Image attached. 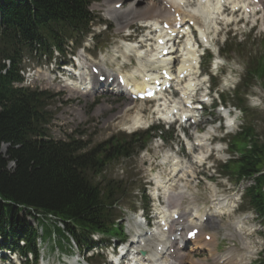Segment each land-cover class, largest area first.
Instances as JSON below:
<instances>
[{
    "label": "trees",
    "instance_id": "obj_1",
    "mask_svg": "<svg viewBox=\"0 0 264 264\" xmlns=\"http://www.w3.org/2000/svg\"><path fill=\"white\" fill-rule=\"evenodd\" d=\"M92 1L0 0V247L9 246L23 256L32 254L35 260L39 228L42 239L72 238L80 249L96 244L92 233L125 235L116 221L121 218L117 211L120 183L110 180L101 185L96 178L109 164L144 149L151 137V131L114 136L91 147L89 141L46 139L51 95L14 86L22 79V58L36 44L44 50L52 45L62 50L65 39L87 31L95 20L89 9ZM257 76L264 78V62L253 65L248 73L249 79ZM244 87L246 92L248 85ZM241 93L240 89L235 93L237 105L248 117L250 110ZM237 139L244 143L242 149L235 144ZM4 144L8 145L5 153L1 151ZM233 147L239 158L224 167L238 181L252 180L243 200L264 220V138L248 124Z\"/></svg>",
    "mask_w": 264,
    "mask_h": 264
},
{
    "label": "rangeland",
    "instance_id": "obj_2",
    "mask_svg": "<svg viewBox=\"0 0 264 264\" xmlns=\"http://www.w3.org/2000/svg\"><path fill=\"white\" fill-rule=\"evenodd\" d=\"M131 2L139 6L144 4V0H124L121 3H124L125 6H128ZM102 3L103 0H96L92 3L91 10L93 11V14L98 17V20H96V22L89 28V32L96 29H101L102 34L100 36L96 35L95 38L93 37L94 39L91 37L93 36V34H80L77 36L79 44H77L76 46L83 48L85 47V44L89 45L91 47L89 50L91 58L96 64L102 65L103 63H105L102 61V58L106 56L107 64L109 66L108 68H113L115 64L112 63L114 59L112 57V54L114 53L113 50L117 45L116 36L119 35L121 37L122 35H124V33H116V28L117 32H120L118 31L120 23V21L118 22V20H120V18L114 17L111 20L106 19L104 16V11L101 10V6H97L98 4ZM237 17L238 16L233 19L235 20ZM225 22H222L217 26V30L221 31L218 36L214 31L212 34L215 45L211 48L212 51L216 54L217 48H222L224 50L223 58L225 67L223 68L222 73L216 74L215 77V81L218 84L216 87L217 89H225V84L223 82L225 79V73L230 72L231 70H236V72L238 73L237 82H239L238 86H241L247 75L248 66L251 65V62L254 63L256 61L255 58L259 56L261 50L263 51L264 49V26L261 24V22H258L257 27H255L251 33H248V31L251 28L250 26L253 25L254 21L252 19L249 24H240L237 27L235 25L227 24L229 22ZM142 24L143 23L141 22L135 21L131 26V30H134L135 33L138 34L143 33L144 30H142ZM235 33H238L237 36H235ZM86 36L88 40L84 41ZM225 39H227L226 43ZM241 40V46H236ZM122 45L121 47L124 48ZM70 47H67V49H69ZM118 50H120V47L118 48ZM55 56H57V54H55L54 57ZM37 60L38 58L31 59V63L36 64ZM41 61L45 62V58H43ZM202 68L206 72L202 76V80L206 81L208 78V74H211V70H209L205 59L202 61ZM127 70H130V67L127 68ZM207 86V82H205L204 87L207 88ZM253 96L264 99V89L262 88L261 79L256 78L254 80V86L248 93L247 100L249 108H252V104L249 102V99ZM197 98L202 99L203 97L199 95ZM66 99L67 98L65 96H61L60 99L52 101L49 105L50 110L55 115V118L52 122V132L55 133L57 137H62L64 134L68 133V128L74 127V123L72 121V113H74L75 110L84 107L77 106L73 103L67 104L68 102L66 101ZM226 99L228 100L229 105L235 106L236 100L233 98V96L229 95V97H226ZM120 101L122 100H115L114 102ZM106 102L109 103L111 101L107 100ZM82 104L92 105V101H87ZM120 104V107H124L126 106V104L127 106L131 105L133 109L126 116L120 118H118L116 115L113 116L112 113H103L100 115L97 114L95 110L93 112L89 111V114L91 116L89 115L90 120L87 122V124L90 123V125L88 128L82 129H85L87 138L91 140V146L104 142L114 135L131 134L129 132L122 131V128L125 127V125H130L132 123V118H134L137 111L142 112V114L146 117V124L151 123V121L153 120L152 116L155 117V115L152 114L154 105L151 103L125 102L123 104ZM91 105L86 106L88 107ZM114 105L116 104L114 103ZM89 109L92 108L89 107ZM237 112H239L241 115V118L239 120V128L235 131H230L229 134H227L229 129L224 128L223 125L220 126V123L218 122H215L214 124L212 123V121H214L217 117H220L219 108H208L204 111L203 119L205 120V122L198 126L197 129L203 132L210 129L211 127H214V134L218 135L219 137H224L223 143L221 144L222 148H224V153H219V155L217 152L215 153V155H212V161H214V163L217 165L216 173L203 166L197 167L196 165L195 167L197 168L195 169L197 171V177L194 181L190 182L189 185L191 192H193L195 196V201L197 202L198 208L205 211H208L209 208L213 209L214 207L212 206H214V204L212 203V199H218V201L219 199L223 200V205L225 207H228L227 214L217 216L218 224L216 226H206V231L214 233L218 238V251L226 252L227 247L231 246L236 249L239 254L250 252L249 256L252 255V257L250 259H247L246 257L243 260L242 264H249L250 262L256 264V261L258 260L257 253L260 250L264 249V222L256 219V215L254 214V212L249 210L248 207L243 204L242 207L239 206V212L234 211L237 205H241L242 192L244 190V187L250 184V180H243L240 182V184L236 185L234 175H226L229 171L222 169L221 165L222 162L224 163L230 158H237V154L235 153L236 150L230 151L228 146L230 145V142L236 135V133L242 130L243 126L252 124L257 135L260 138H264V106L260 109L252 108V115L248 117V121H246V118H244V114H242L239 110H237ZM84 120H88L86 116L84 117ZM195 128L196 126L191 127L189 129V132H195ZM158 135H160L161 137L154 138V140L150 142L147 148L148 151L144 150L141 152H137L131 158L122 159L118 162L109 164L101 174V176L99 175L96 178V181L101 183V185H107L108 181L110 180L120 183V211L121 213H123L124 220L125 216L130 219L128 221L125 220L126 224L128 223V225L130 226L131 223L133 224L135 222V219L132 220L131 215L134 209H136L137 207L139 209L145 204L148 205V207H151L153 205L152 203H146L144 201L145 197H143V191H146V181L150 178V169H153L154 171L160 169L162 174H165V176L166 174H168L167 172H169L168 168L162 169L163 166L161 165L157 167V162H153V159L156 160L157 158L161 157L162 154H164L165 152H169L171 149L174 150L176 148H180V145L177 144V141H180V137L176 128L171 130L164 129L162 132H158L157 136ZM237 144L241 149L244 147V143L240 141L237 142ZM5 150L6 146L2 145L1 151L4 153ZM149 157L152 158V165L148 162ZM180 157L181 159L186 160L190 158V155H188L187 152L183 151V153H180ZM218 157H222V160H220ZM10 166L12 167V164ZM145 195L147 196L148 201L149 195L147 191L145 192ZM187 202L188 201H186V204ZM215 203H217V200L215 201ZM213 223L216 222L214 221ZM238 225H240V228H238ZM140 228L141 227L137 226V230H139ZM133 229L135 230L136 228ZM128 230L130 229L128 228ZM57 239L59 238L56 237V240L53 238V240L51 241H39V244L41 246V255L45 259V264H100L99 261H101L102 258H96L90 260L89 262H86L83 256H80L78 254V249L74 245L73 241H63L65 245L64 248H61L58 245ZM111 243H113V241H111L110 244ZM70 244H72V248ZM224 256H234V263L236 261H240V259L242 258L241 256H235V254H225L219 256V258H222ZM189 257H192L193 260H197V258H200L202 261L208 262V264H216L210 258L205 259V256H202V253H190ZM78 259H80L79 263L76 262Z\"/></svg>",
    "mask_w": 264,
    "mask_h": 264
},
{
    "label": "bare ground",
    "instance_id": "obj_3",
    "mask_svg": "<svg viewBox=\"0 0 264 264\" xmlns=\"http://www.w3.org/2000/svg\"><path fill=\"white\" fill-rule=\"evenodd\" d=\"M123 1L124 0H103L101 5L104 6L103 11L107 19H112L114 17L120 18V20L117 19L118 22L120 21L118 31L129 29L130 26L136 21L150 24L154 28L148 35L154 33L159 34L154 40V50L151 54L147 53V50H144L142 45L141 48L137 49V44H132L129 42H124V44L122 43L123 45L121 44L124 48H122L120 45L117 47H120V50H115L117 52L115 57H117L119 54L124 60L132 61V71L126 72V74L123 75V78L125 79V84L128 86V88L134 86V89H132L133 91H139L144 89L145 86H148L145 82L149 76L159 75L161 68L164 66V64H166V62L159 58L158 54L160 51L156 50L157 48H162V44L160 43L159 39H162L163 41L167 40V42H178L180 40L179 37L172 36L178 31L177 26L180 23L183 24V28H185L184 26L188 25L190 22L197 24L200 27L202 35L207 38L208 42H210L211 33L213 31L212 29L215 31V26L219 24V20L222 19L223 21L230 22L231 18L233 17L231 13H236L235 8L240 7L242 8V11H244L243 16L254 17L255 20H260L264 26V0H258L257 2H254V0H196L194 2L191 0H144V4L141 6L131 2L128 6H125L123 3L119 9L116 8L115 5ZM221 1H224V3H221ZM223 4H230L229 8L225 7V12L230 11V13H221V6H223ZM257 16L259 17L257 18ZM163 24H167L168 29H165ZM191 40V37L189 38L188 36L183 43V53L181 55L183 58L180 60L183 67L180 66L181 71L177 73L178 76H180L182 72L188 73L192 65H195L196 63L199 64L200 57L197 56V52L195 50H187V47L191 45ZM129 56H133L137 61V64H135L133 59L129 58ZM173 56L175 58L177 57L176 55ZM187 63H189V65H186ZM121 69L122 66H120L118 70L120 71ZM100 71H103V69H100ZM192 75H194V73ZM136 76L143 77V82L136 79ZM196 79H198V77H196ZM192 80L195 81V79ZM199 82L197 84H199ZM186 84L185 85L187 87L182 88L180 92L183 102L179 103L176 102V100L169 102L170 99L164 97L165 100L161 103H158L155 112H157L161 117H166L168 116V113L172 114L175 109L180 111L183 106L186 107V105L190 104L195 89L191 91L189 89L190 83ZM84 88L94 89L90 83L88 85L85 84L83 86V89ZM167 102H174V107L169 112H167L166 109ZM198 107L199 106L196 105L195 108L198 109ZM108 108V105H103L99 107L98 111L101 112L102 110ZM196 109L185 111V115H190V120L194 118L196 120L194 123H196V126H198L199 119L196 115ZM126 110L127 109H125V111ZM142 123L143 117L138 112L134 117V127H140ZM213 129L214 128L208 129L202 133H199L198 131L194 132V142H197V144L193 145L194 152L190 151L192 157L189 160H180L178 155H171L170 153H167L164 159L168 157V161L166 163L165 161L158 162V164L168 166V169H170L169 174L164 176L162 183H160V187L163 189L166 205L161 210H159V214H162V220H165V224H167L170 228V235L168 239H166L164 232H152L150 236H147L148 232L145 235L141 234L138 238L140 239L139 249L144 251L145 255H142L139 253V251H137L139 250L137 249L138 246H134L133 250L136 252L131 258L132 264L135 262L136 264H160V259L163 256L162 253L168 247V242H170L168 249L172 247L177 248L175 258L181 264H203V262H200L199 260L192 261L191 259H186L187 253L180 250V245H178L179 243L185 242L182 240L183 236L179 239L177 238V241H172L171 239L172 236L175 235L173 230L178 231L181 228L183 230H189L193 226H198L202 230V228L205 227L203 223L205 216L209 218L207 224H210V226L217 225L218 222L214 220L217 216L216 214L221 213L222 210L225 209L223 208L224 206L221 205L222 201L220 202L218 199H212L213 204H215V201L217 200L216 204L219 206L217 210H214L210 213H201L195 208L196 201H193V194L189 191V182L192 181L195 176V166H200L209 152L211 136L213 135L214 131ZM151 160L152 158L149 157L148 162H151ZM159 175L161 176V173L158 172L154 177ZM186 199L191 200L188 205H185ZM175 215H179L178 219L174 218ZM214 221L216 223H213ZM186 233L187 231L184 234ZM204 236L205 233H202L198 238H196L195 241L191 242L193 247L189 253L206 251L208 252V255L214 260L217 259L216 261H223L224 263L228 264L234 263V256H224L219 258V256H222V254L217 251V237L214 234H211V243L205 242ZM142 241L144 242L143 244ZM235 256L244 257V255ZM239 262L240 261H236L234 264H239Z\"/></svg>",
    "mask_w": 264,
    "mask_h": 264
}]
</instances>
